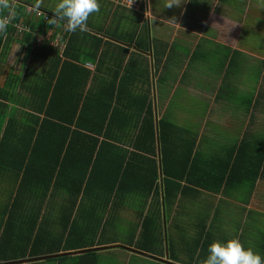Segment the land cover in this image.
Returning a JSON list of instances; mask_svg holds the SVG:
<instances>
[{
  "label": "trees",
  "instance_id": "obj_1",
  "mask_svg": "<svg viewBox=\"0 0 264 264\" xmlns=\"http://www.w3.org/2000/svg\"><path fill=\"white\" fill-rule=\"evenodd\" d=\"M17 1L14 6L8 1L13 23L25 21L32 31L38 26L63 29L62 20L30 18L27 6L37 0ZM153 6L157 8L155 1ZM119 7L107 27L88 24L84 33L66 29L62 52L45 45L32 50L23 72L1 74L0 69V180L11 189L0 200V264H37L43 258L99 264L98 253L90 248L107 231L110 220L103 215L128 205L142 218L135 246L162 256L152 248L161 238H151L164 211L156 207L146 212L145 197L159 190L158 183L164 185L168 207L187 184L219 192L242 175L238 183L253 186L264 169V140L255 144L242 139L219 163L207 162L195 136L187 155L182 153L179 139L188 131L169 117H158L144 55L152 50L160 61L167 48L154 37L150 40L147 26L140 27L143 14ZM49 11L44 12L54 17ZM14 31L9 25L0 34V49H5L4 35ZM32 31L25 32V42L31 41ZM131 43L136 51L129 55ZM238 54L232 51L233 62ZM86 59L96 62L94 74ZM214 164L218 170L213 175L195 173ZM64 197L69 204L56 210L51 206L49 220L43 212L46 202ZM80 197L82 208L76 203Z\"/></svg>",
  "mask_w": 264,
  "mask_h": 264
},
{
  "label": "crops",
  "instance_id": "obj_2",
  "mask_svg": "<svg viewBox=\"0 0 264 264\" xmlns=\"http://www.w3.org/2000/svg\"><path fill=\"white\" fill-rule=\"evenodd\" d=\"M17 2L12 0L13 6ZM43 2L46 0H37V6H29L33 9H48V6H42ZM99 2L100 11L89 17L88 24L96 27L111 25L113 12L122 5L133 10L134 12L129 10L131 14H143L140 27L147 26L150 40L153 41L154 37L158 45L167 48L160 61L153 56L152 50L144 55L147 56L146 62L154 79L151 89L158 117H169L188 131L179 139V147L182 143V153L187 155L195 136L197 150L203 152L207 162L219 163V160L223 162V158L230 153L227 149L240 143L242 139L247 138L255 144L264 140V0H165V9H157L158 20L166 23L167 20L175 19L182 23L180 28L178 26L170 33L175 38V41L170 43L167 36L155 37L156 31L163 32L161 25H165L158 23V26L152 22L148 17L149 8L144 1H139L132 7L124 3V0ZM155 2L158 5V1ZM213 2L216 4L213 5ZM169 3L173 6L167 8ZM27 11L34 21L46 20L42 15L36 17L33 10L27 8ZM214 15L222 16L225 20L222 28L226 29L228 35H234L237 41L234 48L231 41V44L225 43L229 38L223 37L219 40L218 28L212 21L215 19ZM9 25H13L15 31L3 37V43L6 44L5 49H0L1 74L9 70L21 72L19 69H22L25 57L32 53L33 39L36 37L43 35L47 38L43 46L52 47L55 51L63 50L64 42L62 48H57V45L63 41L66 24L63 29L58 28V31L50 26H38L32 31L25 21L13 23L11 15ZM31 31L33 36L27 43L24 35L25 32ZM7 37L10 40L8 38L6 41ZM17 46H20V55L24 48L26 50L21 58L22 62H19L20 58L15 61ZM28 46H31V49ZM128 46L129 55L136 51L134 43ZM233 50L239 51L238 55H234V62ZM86 61L85 66L94 74L96 62L88 59ZM211 68L217 70V75L210 74ZM90 84L91 81L88 86ZM209 165L202 167L203 169L196 168L195 173L202 175L207 172V175H213L215 169L218 170L217 166ZM243 179L242 175L236 177L229 184L225 183L219 192L205 190L196 184H187L188 187L184 188L175 203L168 207L165 205L164 185L162 182L158 183L159 190L145 197L146 212L156 207L164 211L159 228L157 225L159 230L157 229L151 238H161V242L152 248L160 250L162 256L149 254L135 246L137 241L141 240L142 218L137 209L130 205L126 209H120L121 211L117 208L112 213L113 221L130 226L127 229L132 230V233L129 232L128 242H121L119 238L111 242H101L100 239L92 248L102 251L110 247L108 245L122 246V249L113 250H121V255L126 261H123L124 264H131L132 261H149L151 264H200L207 256V248L212 241L239 238L245 246L264 256V169L253 186L250 182L239 184ZM133 199L135 197L131 200ZM76 203L77 206L81 205V208L85 206L83 197L77 199ZM113 203L114 198L112 206ZM131 203L134 202L130 201L129 204ZM68 204L65 197L54 201L49 198L43 212L50 220L51 206L56 210ZM124 210L134 212V219ZM101 236L99 234L98 238ZM99 243L105 244L101 246ZM46 261L49 260L38 259L37 264H47Z\"/></svg>",
  "mask_w": 264,
  "mask_h": 264
},
{
  "label": "rangeland",
  "instance_id": "obj_3",
  "mask_svg": "<svg viewBox=\"0 0 264 264\" xmlns=\"http://www.w3.org/2000/svg\"><path fill=\"white\" fill-rule=\"evenodd\" d=\"M154 1H158V5L156 3L157 8H155L153 6V2ZM56 3H57V0H46V2H43L42 3V6L44 8H46V6H48V9L47 8L46 9L53 12L54 9H55V7H56ZM164 3H165V0H148L146 2V5L149 8L148 17H150V19L152 20V22L157 23L158 26H159L158 23H161V24H164L165 25L164 27H163V25H161L162 26V29H164V31L163 32H159V31H162V30L156 31L157 33H156V36L155 37L165 38L167 36V41L170 43L172 41H175V38L172 37L170 35V33H173V31H175L178 26H179L178 28H180L181 25H182V23L180 22V20H175V19L172 20V21L167 20L166 23L163 22V21L158 20V18H157L158 17L157 16L158 15V13H157L158 11L156 9H159L161 11L163 9H165L163 7ZM126 4L127 5H130L131 7L134 6V5H131V4H128V3H126ZM214 4H216V2H213V5ZM33 6H37V3L34 2L33 3ZM136 8L139 9L138 7H136ZM214 8L216 9V6ZM28 9L29 10H33V13L35 14L36 17L39 16L38 10H40V9H33L31 6H28ZM43 10L44 11H47L45 9H43ZM176 14L177 13L175 12V15ZM214 16H215V19H213L212 21H213V25L218 28V33H219V37L218 38H219V40L220 39L222 40L223 37L224 38H229V40H226L225 43H227V44H231L232 43V46L234 48L235 47V43L237 42L236 39H235V37H234V35L232 33L228 35L226 33V29H223L222 28L223 27V23H225V20L223 19L222 16L221 17L220 16H217V15H214ZM170 19H172V18H170ZM236 27L239 28L240 26H236ZM164 33H165V35H164ZM46 39L47 38L44 37L43 35L41 37H39V38H37V37L34 38L33 39V48L32 49H34V48H36V49L42 48L43 45H44L43 43L46 41ZM230 41H231V43H229ZM62 42L63 41H60L58 43V45H57L58 47L57 48H62L61 47L62 44H63ZM56 44H57V42H55V45ZM19 48H20V46H17V50L15 51V54H16L15 61L20 58V60H19V62H20L21 61V58L23 57V53L25 52V48L22 50L21 55H20ZM32 57H33V54L32 53L28 54L25 57V59H24L25 62L22 63L23 64L22 69H19V71H21V72L24 71L25 66L30 62V60L32 59ZM210 70H211L210 71V74L212 76L217 75V70L216 69L214 70V69L211 68ZM169 75H170V73H169ZM153 82H154V79H152V83ZM168 84L170 86H172V84L170 82ZM153 87H154V85H153ZM10 190L11 189H8V186H7L6 182H4L3 180H0V193H1L0 200L1 201H3V202L5 201L3 199H4L5 196H7L9 194L8 192ZM0 203H2V202H0ZM0 210H1V208H0ZM124 212L126 214L130 213V215L134 219V216H135L134 212L132 213L129 210H124ZM259 213H261V212H259ZM54 216H55V213H54ZM103 218L104 219H107L108 218V215H103ZM0 219H1V217H0ZM109 220H110V224L108 225L107 231H105L104 232V235L102 237L98 238L97 240L99 241L101 239V242H104V241L105 242H111L112 240H115V239H118L119 238L121 242H128L127 238L129 237L128 236L129 235V232L132 233V230L129 231L127 229V228H130V226L125 225L123 223H120L119 224L117 221H113L112 220V214H110ZM135 238L137 239V237H135ZM108 246H113V245H108ZM121 247L122 246L112 247V248H105L102 251L99 250L100 251V252H98V258H99L98 261H99V264H124V262H126V261L123 258V256L121 255V253H122L121 250H113V249H122ZM73 262L74 261H73V258H72V260H67L65 263L62 262V264H72ZM46 263L47 264H58V263H56L54 261H46ZM151 263L152 262H149V261L148 262H139V261H132L131 262V264H151ZM41 264H43V263H41Z\"/></svg>",
  "mask_w": 264,
  "mask_h": 264
},
{
  "label": "clouds",
  "instance_id": "obj_4",
  "mask_svg": "<svg viewBox=\"0 0 264 264\" xmlns=\"http://www.w3.org/2000/svg\"><path fill=\"white\" fill-rule=\"evenodd\" d=\"M173 5L169 3L167 8ZM7 15L0 16V34L7 32L9 17L12 15L8 0H0V12ZM100 11L99 0H57L53 11V23L62 20L69 32L77 31L84 33L88 31L89 17ZM200 264H264V256L251 247L245 246L239 238L227 240H214L207 248V256Z\"/></svg>",
  "mask_w": 264,
  "mask_h": 264
},
{
  "label": "built area",
  "instance_id": "obj_5",
  "mask_svg": "<svg viewBox=\"0 0 264 264\" xmlns=\"http://www.w3.org/2000/svg\"><path fill=\"white\" fill-rule=\"evenodd\" d=\"M139 1H144L145 3L148 1V0H124V3H128V4H131V5H136ZM38 13H39V16H43L45 17L46 20H51L53 19L54 17L42 10H38Z\"/></svg>",
  "mask_w": 264,
  "mask_h": 264
},
{
  "label": "water",
  "instance_id": "obj_6",
  "mask_svg": "<svg viewBox=\"0 0 264 264\" xmlns=\"http://www.w3.org/2000/svg\"><path fill=\"white\" fill-rule=\"evenodd\" d=\"M90 250H97V248H91ZM83 251H88V250H83Z\"/></svg>",
  "mask_w": 264,
  "mask_h": 264
}]
</instances>
